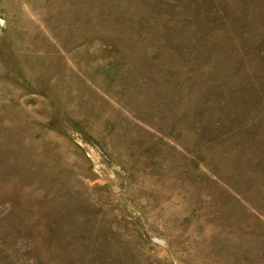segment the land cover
Returning a JSON list of instances; mask_svg holds the SVG:
<instances>
[{"label": "rangeland", "instance_id": "1", "mask_svg": "<svg viewBox=\"0 0 264 264\" xmlns=\"http://www.w3.org/2000/svg\"><path fill=\"white\" fill-rule=\"evenodd\" d=\"M0 264H264V0H0Z\"/></svg>", "mask_w": 264, "mask_h": 264}]
</instances>
